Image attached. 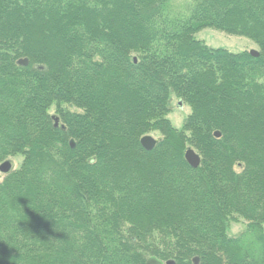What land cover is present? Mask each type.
<instances>
[{"label":"trees","instance_id":"trees-1","mask_svg":"<svg viewBox=\"0 0 264 264\" xmlns=\"http://www.w3.org/2000/svg\"><path fill=\"white\" fill-rule=\"evenodd\" d=\"M16 155L0 264H264V0H0V163Z\"/></svg>","mask_w":264,"mask_h":264},{"label":"rangeland","instance_id":"rangeland-1","mask_svg":"<svg viewBox=\"0 0 264 264\" xmlns=\"http://www.w3.org/2000/svg\"><path fill=\"white\" fill-rule=\"evenodd\" d=\"M172 1L173 3L179 5L185 2L186 0H172ZM195 38L204 41L209 47L224 48L232 52H240L243 50L250 51V50L259 49L257 43H255L253 40L245 36L227 34L223 31L210 27H206L199 30L197 33H195ZM53 109L54 107L52 106L50 109L51 113H53ZM70 109L79 111V109L74 108L73 106H71ZM189 111L190 108L187 104L181 103V101H179L177 97L171 95L170 112L167 114V117L171 120L172 124L175 127L177 128L182 127L183 122ZM149 135H151L155 139L160 138V134L158 132H151L149 133ZM10 159L13 168H16L18 167L22 157L20 155H16L10 157ZM1 177H2V173H0V178ZM244 224L245 222L242 220L231 222L228 230L229 234L237 235L244 228Z\"/></svg>","mask_w":264,"mask_h":264},{"label":"water","instance_id":"water-1","mask_svg":"<svg viewBox=\"0 0 264 264\" xmlns=\"http://www.w3.org/2000/svg\"><path fill=\"white\" fill-rule=\"evenodd\" d=\"M250 53L253 56H258L259 53L257 50H250ZM18 64L26 65L28 63V60L26 58L19 59L17 61ZM37 68H42L41 66H37ZM53 120V126L56 128H61L63 129L64 126L60 123L59 118L56 115L51 116ZM215 136H219V132L215 131L214 132ZM156 139L153 138L151 135H145L141 138V144L146 148V149H151V147L154 145ZM71 146H73V141L70 140ZM185 159L186 161L194 168H196L199 163H200V157L199 155L191 148L186 149L185 151ZM12 167V163L10 160H5L2 163H0V173H5L7 172L10 168ZM194 264H198V257L193 258ZM174 262L172 260H167V261H162L158 259L155 256H150L147 259V264H173Z\"/></svg>","mask_w":264,"mask_h":264}]
</instances>
